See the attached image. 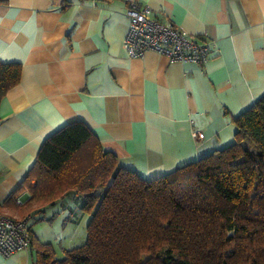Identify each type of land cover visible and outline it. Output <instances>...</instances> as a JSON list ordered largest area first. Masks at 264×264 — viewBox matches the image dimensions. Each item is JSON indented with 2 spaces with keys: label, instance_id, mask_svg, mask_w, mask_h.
<instances>
[{
  "label": "crops",
  "instance_id": "1",
  "mask_svg": "<svg viewBox=\"0 0 264 264\" xmlns=\"http://www.w3.org/2000/svg\"><path fill=\"white\" fill-rule=\"evenodd\" d=\"M129 3L207 34L209 62H172L152 50L129 57ZM0 62L22 67L0 102V212L11 215L6 201L42 144L72 122L144 179L233 143L232 120L264 95V0H0ZM78 196L55 202L69 213L66 226L77 225L72 237L91 218ZM30 263L31 253L0 254V264Z\"/></svg>",
  "mask_w": 264,
  "mask_h": 264
},
{
  "label": "trees",
  "instance_id": "2",
  "mask_svg": "<svg viewBox=\"0 0 264 264\" xmlns=\"http://www.w3.org/2000/svg\"><path fill=\"white\" fill-rule=\"evenodd\" d=\"M21 71L0 62V102ZM232 122L233 143L152 179L120 166L82 122L54 132L6 204L18 209L28 186L19 210L30 214L73 191L91 218L60 259L28 227L33 264H264V95Z\"/></svg>",
  "mask_w": 264,
  "mask_h": 264
},
{
  "label": "built area",
  "instance_id": "3",
  "mask_svg": "<svg viewBox=\"0 0 264 264\" xmlns=\"http://www.w3.org/2000/svg\"><path fill=\"white\" fill-rule=\"evenodd\" d=\"M128 21L124 48L129 57H142L148 50L164 55L172 62L206 65L214 52V42L207 34L194 36L180 30L168 17L158 18L147 5L129 3L125 10ZM193 123L192 121H190ZM191 136L202 139L203 134L192 131ZM23 192L14 197L17 206L23 205ZM29 216L0 212V254L9 257L17 251L31 253Z\"/></svg>",
  "mask_w": 264,
  "mask_h": 264
},
{
  "label": "rangeland",
  "instance_id": "4",
  "mask_svg": "<svg viewBox=\"0 0 264 264\" xmlns=\"http://www.w3.org/2000/svg\"><path fill=\"white\" fill-rule=\"evenodd\" d=\"M33 181L30 182V184ZM33 185V184H32ZM30 185V187L32 186ZM23 193L27 195V199L24 204L29 200L30 194L28 191V186L23 189ZM82 199L81 196H78ZM67 200L68 197H66ZM18 206V209L13 210V216L17 218H22L25 215L27 216L28 211L25 209V213H22L21 210L25 207V205ZM41 204V203H40ZM37 201L31 202L29 206L31 208H36L40 206ZM67 210V209H66ZM63 209L60 203H55L49 206H44L40 209V211L34 212L33 217L28 220V226L30 227L31 232L35 237L39 238L42 242H47L52 244L54 249L56 250V257L62 258L64 256V250H69L72 248H76L84 242L85 238V227L79 225L76 229L75 236H71V227L77 226L76 223L71 226L64 222L66 218H68V211L66 214H63ZM74 230V229H73ZM31 264V263H30Z\"/></svg>",
  "mask_w": 264,
  "mask_h": 264
},
{
  "label": "water",
  "instance_id": "5",
  "mask_svg": "<svg viewBox=\"0 0 264 264\" xmlns=\"http://www.w3.org/2000/svg\"><path fill=\"white\" fill-rule=\"evenodd\" d=\"M26 197H27V195H24V196H23V199L26 198Z\"/></svg>",
  "mask_w": 264,
  "mask_h": 264
}]
</instances>
